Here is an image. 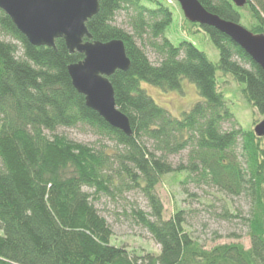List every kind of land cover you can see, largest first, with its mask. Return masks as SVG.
I'll return each instance as SVG.
<instances>
[{"label": "trees", "instance_id": "obj_1", "mask_svg": "<svg viewBox=\"0 0 264 264\" xmlns=\"http://www.w3.org/2000/svg\"><path fill=\"white\" fill-rule=\"evenodd\" d=\"M174 1L99 0V12L86 23L93 41L124 42L131 67L117 70L110 81L131 136L89 108L74 87L68 66L83 54L70 53L63 39L55 47L32 45L0 9V264H264V136L254 128H224L236 121L219 75L242 85L244 100L264 117V72L214 27L190 22L208 33L218 61L188 39L174 44L165 36ZM199 2L264 34V0H247L243 7L233 0ZM121 14L126 27L117 23ZM184 79L202 99L179 117L142 87L147 82L167 92L181 89ZM61 127H84L118 149L55 133ZM183 151L187 162L174 165L171 156ZM179 172H187L182 184H207L246 199L249 248L231 243L206 249L188 230L184 209L165 217L157 187ZM131 191L142 193L149 211L132 206L124 215L151 234L159 253L131 252L111 242L113 229L94 200ZM223 216L239 215L226 210Z\"/></svg>", "mask_w": 264, "mask_h": 264}, {"label": "rangeland", "instance_id": "obj_2", "mask_svg": "<svg viewBox=\"0 0 264 264\" xmlns=\"http://www.w3.org/2000/svg\"><path fill=\"white\" fill-rule=\"evenodd\" d=\"M175 1L171 4L175 9L174 19L167 27L165 36L174 44L188 39L200 50L206 52L211 60L218 61L219 50L208 33L201 27L192 26L190 21L183 17L184 14ZM117 23L126 27L125 15H119ZM248 23V18L242 21L245 26ZM147 53L153 62L158 60L152 50L148 49ZM219 75L224 78L223 80H226L222 84L225 98L234 115V120L238 123L229 121L225 123L224 128L231 129L234 126H240L244 130L254 128V120L257 119L260 122L264 117L256 114V110L244 100L240 92L242 85L237 83L231 75H223L221 72ZM142 87L158 104L177 117L202 99L196 85L188 79L183 80L181 89L167 92L147 82H143ZM55 133L65 134L76 141L96 146L105 145L110 151L118 149L114 142L104 140L84 127H61ZM187 155L188 151H183L178 155L171 156L170 160L174 165H178L187 162ZM186 174L187 172L168 174L157 187V193L165 207V217L169 218L177 209H184L188 230L206 249H211L219 244L231 243H241L245 248H249L251 246L249 230L244 220V217H247L249 213V203L246 199L228 195L207 184H198L192 181L182 184L181 180ZM87 190L93 192V190ZM94 203L113 229L112 244L124 245L131 252L136 253L160 252V246L154 241L151 234L143 228L132 225L124 215L125 209H130L132 206L149 211L148 202L141 192L131 191L116 196V198L101 195L97 200H94ZM226 210L239 216L226 218L223 216Z\"/></svg>", "mask_w": 264, "mask_h": 264}, {"label": "water", "instance_id": "obj_3", "mask_svg": "<svg viewBox=\"0 0 264 264\" xmlns=\"http://www.w3.org/2000/svg\"><path fill=\"white\" fill-rule=\"evenodd\" d=\"M185 18L202 26L214 27L241 47L264 72V34H254L241 24L209 12L199 0H176ZM243 7L247 0H233ZM0 9L28 41L35 46L55 47L63 39L70 53L84 58L68 66L74 87L85 96L86 104L109 125L133 134L129 118L117 107L110 81L117 71H127L131 61L124 42L114 39L93 41L86 23L99 12V0H0ZM264 136V118L254 127Z\"/></svg>", "mask_w": 264, "mask_h": 264}]
</instances>
